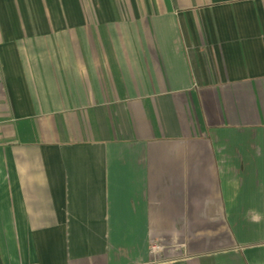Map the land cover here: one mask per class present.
<instances>
[{"label":"crops","instance_id":"crops-1","mask_svg":"<svg viewBox=\"0 0 264 264\" xmlns=\"http://www.w3.org/2000/svg\"><path fill=\"white\" fill-rule=\"evenodd\" d=\"M0 262L264 264V0H0Z\"/></svg>","mask_w":264,"mask_h":264},{"label":"built area","instance_id":"built-area-1","mask_svg":"<svg viewBox=\"0 0 264 264\" xmlns=\"http://www.w3.org/2000/svg\"><path fill=\"white\" fill-rule=\"evenodd\" d=\"M151 249L154 251V250H156V249H159V246H158L156 243H153V244L151 245Z\"/></svg>","mask_w":264,"mask_h":264},{"label":"water","instance_id":"water-1","mask_svg":"<svg viewBox=\"0 0 264 264\" xmlns=\"http://www.w3.org/2000/svg\"><path fill=\"white\" fill-rule=\"evenodd\" d=\"M0 264H1V262H0Z\"/></svg>","mask_w":264,"mask_h":264}]
</instances>
